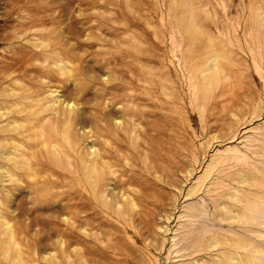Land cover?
Segmentation results:
<instances>
[{
  "label": "rangeland",
  "instance_id": "obj_1",
  "mask_svg": "<svg viewBox=\"0 0 264 264\" xmlns=\"http://www.w3.org/2000/svg\"><path fill=\"white\" fill-rule=\"evenodd\" d=\"M249 1L0 0V264H229L232 174L264 166Z\"/></svg>",
  "mask_w": 264,
  "mask_h": 264
},
{
  "label": "bare ground",
  "instance_id": "obj_2",
  "mask_svg": "<svg viewBox=\"0 0 264 264\" xmlns=\"http://www.w3.org/2000/svg\"><path fill=\"white\" fill-rule=\"evenodd\" d=\"M249 1V0H247ZM250 2V1H249ZM257 2V1H256ZM259 4V3H258ZM237 5V3H236ZM247 5V4H246ZM255 5V4H253ZM257 5V4H256ZM242 6V5H241ZM260 6V5H259ZM254 7V6H253ZM243 8V7H242ZM258 8V7H257ZM244 9V8H243ZM246 9V8H245ZM235 10V9H234ZM254 10V9H253ZM259 10V9H257ZM246 17V16H245ZM256 20V19H255ZM254 20V21H255ZM257 24V21H256ZM254 24V25H256ZM264 20L262 21L263 25ZM244 27V25H243ZM242 27V28H243ZM247 29V28H246ZM245 31V30H244ZM264 31V30H263ZM60 60V59H59ZM237 76V75H236ZM12 89V88H11ZM14 90V89H13ZM16 90V89H15ZM24 92V91H23ZM26 92V91H25ZM53 93V92H52ZM11 94V93H10ZM16 93H14L15 95ZM21 95V94H20ZM22 96V95H21ZM20 96V97H21ZM26 98V97H25ZM29 98V97H28ZM32 98V97H31ZM30 98V99H31ZM22 100V99H21ZM33 100V99H32ZM57 100V99H56ZM20 101V100H19ZM18 101V102H19ZM23 101H21L22 103ZM49 102V101H47ZM14 103V102H13ZM20 103V102H19ZM29 103H32L29 102ZM35 104V102H33ZM52 103V102H51ZM71 103V102H70ZM27 104V103H24ZM34 104H31L34 106ZM44 104V103H43ZM48 104V103H46ZM23 105V103H22ZM36 105V104H35ZM51 105V104H50ZM32 106V107H33ZM38 106V105H37ZM36 106V107H37ZM25 107V106H24ZM23 107V108H24ZM27 107V106H26ZM29 107V106H28ZM40 110V105L38 106ZM44 108V107H42ZM48 108V107H47ZM51 108V106H50ZM7 109V108H6ZM28 109V108H27ZM36 109V108H35ZM34 110V109H33ZM38 110V109H37ZM44 110V109H43ZM54 111L56 109H53ZM75 110V109H74ZM57 111V110H56ZM68 111V110H67ZM26 112V111H25ZM39 112V111H38ZM51 112V111H50ZM53 112V111H52ZM61 112V111H60ZM31 113V110H30ZM41 113H43L41 111ZM44 114V113H43ZM68 114V113H67ZM40 116V115H39ZM67 116V115H66ZM38 117V116H37ZM49 117V116H48ZM55 117V116H53ZM73 118V117H72ZM36 119V116L35 118ZM47 119V118H46ZM44 119L43 121H45ZM12 122V120H11ZM16 122V121H15ZM9 124V123H8ZM36 124V123H35ZM36 126V125H35ZM40 126V125H39ZM37 126V127H39ZM33 127V126H32ZM69 127V124L68 126ZM66 127V128H67ZM41 128V127H40ZM71 128V126H70ZM35 128H33L34 130ZM57 129V128H56ZM44 129H42L43 132ZM65 130V129H64ZM57 131V130H55ZM63 131V130H62ZM67 132V131H65ZM64 132V133H65ZM43 134V133H42ZM45 134V133H44ZM43 137V136H42ZM45 137V136H44ZM49 137V136H48ZM46 138V137H45ZM50 138V137H49ZM43 140V139H42ZM44 141V140H43ZM42 142V141H41ZM46 142V141H45ZM52 142V141H51ZM92 142V141H91ZM90 142V143H91ZM48 143V142H47ZM75 143V142H74ZM96 143V142H95ZM40 144V143H39ZM72 144V143H71ZM105 144V141H104ZM111 144V143H107ZM45 145V144H44ZM74 145V144H73ZM13 146V145H12ZM73 147V146H72ZM91 147V146H90ZM14 149V148H13ZM66 149V148H65ZM68 149V147H67ZM12 150V148H11ZM109 151V150H108ZM116 151V150H115ZM10 152V151H9ZM8 152V153H9ZM104 152V151H103ZM102 152V153H103ZM110 152V151H109ZM11 153V152H10ZM106 153V152H104ZM255 150H251L249 154L245 157L244 160L248 161V172H244L242 174L238 173V170H234L232 176H233V192L231 197V202H230V232L231 234L229 235V252L227 256V260L229 264H264V166H259L255 163V157L253 154H255ZM260 153L264 154V149L260 151ZM71 153L69 152L68 155ZM79 154V153H78ZM6 155V154H5ZM67 155V154H66ZM97 154L95 151H91L88 153V157L82 161L81 169H82V174H81V180L85 183H88V180L91 178H96L95 181H99L100 177L97 176L95 171L97 170L96 168V161L93 159ZM103 154H101L102 156ZM76 156V155H73ZM78 156V155H77ZM72 157V156H71ZM80 157V156H78ZM77 158V157H76ZM104 158V157H103ZM102 158V160H103ZM99 159V158H98ZM107 160V158L105 157ZM111 161V157H110ZM109 159L105 163L103 162V165L109 162V166H112L110 163ZM113 161V160H112ZM99 162V161H98ZM70 163V162H69ZM78 163V162H77ZM114 163V161H113ZM111 164V165H110ZM73 166V165H70ZM75 166V165H74ZM80 166H78L80 168ZM108 166V165H107ZM77 167V165H76ZM73 168V167H72ZM78 170V168H76ZM99 169V168H98ZM103 169V168H102ZM113 170V169H112ZM72 172V171H71ZM81 172V170H80ZM98 172V170H97ZM99 172L100 171L99 169ZM108 172V171H107ZM73 172L71 173L73 175ZM110 173V172H109ZM8 175V173H6ZM101 174V173H100ZM110 175V174H109ZM238 175V177H237ZM74 176V175H73ZM108 176V175H107ZM110 177V176H109ZM76 181H78L77 176L73 177ZM115 179V178H114ZM112 179V180H114ZM9 180V179H8ZM101 180H104L103 176L101 175ZM107 180V179H106ZM105 180V181H106ZM93 181V180H92ZM91 181V182H92ZM115 181V180H114ZM74 183V182H73ZM90 183V182H89ZM114 183V182H113ZM75 184V183H74ZM239 184H241V188H239ZM79 185V184H78ZM111 185V184H109ZM82 189V188H81ZM89 192V191H88ZM105 192V191H104ZM103 193V192H102ZM131 197V196H129ZM84 200V199H83ZM118 200V199H117ZM73 204V203H72ZM86 205V204H85ZM134 205V204H133ZM1 206V204H0ZM74 211H73V218L75 219L76 213H75V208L76 205L73 206ZM72 208V207H71ZM88 208V207H87ZM78 210V209H76ZM78 213V212H77ZM85 214V213H84ZM3 215V214H2ZM1 217V216H0ZM4 217H6L4 215ZM83 218V217H82ZM1 219V218H0ZM7 221V218H5ZM2 217V220H5ZM76 221V220H75ZM84 222V221H83ZM82 222V223H83ZM87 222V221H86ZM9 223V222H8ZM4 225V224H2ZM7 225V222H6ZM8 227V226H6ZM16 228V227H15ZM14 230V229H12ZM21 230V229H20ZM15 231V230H14ZM22 232V231H21ZM20 232V233H21ZM3 233V232H2ZM14 236V235H13ZM12 236L10 235H2L0 236V250L3 248L4 251L8 250L7 248V243H9V239H11ZM16 240L15 238H13ZM75 241V240H74ZM77 241V240H76ZM75 241V243H77ZM7 242V243H6ZM17 242V241H16ZM13 243V241H12ZM19 244V241L17 242ZM10 245V244H9ZM14 245V244H12ZM22 245V244H20ZM9 247V246H8ZM22 247V246H21ZM11 248V247H10ZM6 249V250H5ZM19 249V248H18ZM2 251V252H4ZM9 251V250H8ZM7 251V252H8ZM17 252L18 250L15 249ZM22 250H19L21 253ZM5 252V253H7ZM18 253V252H17ZM19 253V255H20ZM75 254L80 256V264H83L82 262H87V250L86 249H81L80 251H77L75 249L74 251ZM4 254V253H3ZM9 254V253H7ZM16 254V253H15ZM22 254V253H21ZM2 255V254H1ZM5 255V254H4ZM20 257V256H19ZM17 258V257H16ZM11 259V258H10ZM21 259V258H20ZM22 261V260H20ZM20 263V262H19ZM79 264V263H78Z\"/></svg>",
  "mask_w": 264,
  "mask_h": 264
}]
</instances>
